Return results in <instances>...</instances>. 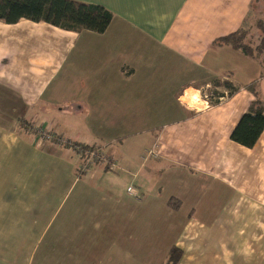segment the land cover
Returning a JSON list of instances; mask_svg holds the SVG:
<instances>
[{
    "label": "crops",
    "instance_id": "crops-1",
    "mask_svg": "<svg viewBox=\"0 0 264 264\" xmlns=\"http://www.w3.org/2000/svg\"><path fill=\"white\" fill-rule=\"evenodd\" d=\"M77 1L113 12L105 32L0 19V264H163L173 245L179 264H264V130L252 147L231 138L254 100L244 86L264 99V61L212 44L264 0ZM217 79L240 90L208 103ZM39 126L102 146L114 169L82 171ZM141 157L156 176L131 182L136 196L124 178Z\"/></svg>",
    "mask_w": 264,
    "mask_h": 264
},
{
    "label": "trees",
    "instance_id": "trees-1",
    "mask_svg": "<svg viewBox=\"0 0 264 264\" xmlns=\"http://www.w3.org/2000/svg\"><path fill=\"white\" fill-rule=\"evenodd\" d=\"M256 1L260 0H254ZM113 17V12L104 5L77 0H0V19L7 23H16L25 18L32 21H45L66 30L86 29L103 33ZM255 25L260 33L257 43H253L250 39V29L242 27L216 38L212 44L214 46L227 45L254 59L264 61L262 56L264 53V19L258 18ZM214 84L221 85L230 95L240 90L239 85L224 79H217ZM244 88L254 94V100L242 114L232 131L231 138L242 145L252 147L264 130V99L258 89L257 80L245 85ZM169 204L176 208L180 203L171 198ZM182 255L183 250L173 245L163 264H179Z\"/></svg>",
    "mask_w": 264,
    "mask_h": 264
},
{
    "label": "rangeland",
    "instance_id": "rangeland-1",
    "mask_svg": "<svg viewBox=\"0 0 264 264\" xmlns=\"http://www.w3.org/2000/svg\"><path fill=\"white\" fill-rule=\"evenodd\" d=\"M259 3V2H258ZM260 5H262V4H260ZM261 12H263V14H264V11L262 10ZM258 18H262V19H264V16L263 17H259V16H255V18H253V17H251V19L249 20V22H248V24H246V25H244V27L243 28H245V29H250V39L252 40V42L253 43H257V40H258V38H259V35H260V33H259V30L257 29V27H256V25H255V22H256V20L258 19ZM263 58H264V53H263ZM212 92L211 93H209V94H211L212 95V97H211V100H213V101H216L217 99H218V97H220L221 95H223V93L222 94H219L222 90H223V88H222V86L221 85H219V86H216L215 84L213 85V87H212ZM193 99H194V101H195V103H197V96H195V93H194V97H193ZM194 101H192V103H190V104H194ZM83 145H86V144H83ZM86 146H93V147H100V148H102L103 149V147L102 146H100V145H86ZM107 153V152H106ZM108 154V153H107ZM142 159H140V161H142L143 163H145V168L140 172V177H139V179H136V178H131V177H126L125 176V178H124V185H125V191H126V189H127V186H129V185H131V184H133L134 185V183H136L138 186H141V188H142V190H147V188L143 185V183H142V181L144 180V182L146 183V184H148V185H151L152 184V179H153V177H155L156 175L155 174H152V176L151 175H149L148 173V161H146V160H144L143 159V157H141ZM112 162L114 161V159L112 158V160H111ZM157 176H158V174H157ZM131 182H134V183H131ZM131 183V184H130ZM136 187V186H135ZM127 192V191H126ZM157 192V189L155 190V192H154V194ZM222 221H223V219H221ZM257 222V223H256ZM232 223V222H231ZM230 223V220H228V221H224V227H226V229H224L225 231H226V233H223V234H221V235H219L218 237H213L218 243H220L219 242V240L222 238L224 241H227L228 239H229V237L232 235V234H234V233H236V232H238L240 229H242L243 227H244V224H245V219L244 218H242V219H237V226L236 225H232ZM253 225H256V227H259V220H257V219H254L253 220ZM240 235H238L237 234V237H239ZM237 239V238H236Z\"/></svg>",
    "mask_w": 264,
    "mask_h": 264
},
{
    "label": "built area",
    "instance_id": "built-area-1",
    "mask_svg": "<svg viewBox=\"0 0 264 264\" xmlns=\"http://www.w3.org/2000/svg\"><path fill=\"white\" fill-rule=\"evenodd\" d=\"M206 101L209 103L208 99L212 96L206 94ZM37 134L40 136V139L43 140H50L54 139L61 143L70 145L81 155L82 157V171L87 170L90 166L95 165L96 163H101L104 165H108V167L113 170L115 167V161H111L112 157L108 155L102 148L100 147H93V146H86L83 144H75L70 139L65 138L64 136L56 135L55 132L46 130L44 127L39 126L37 129ZM155 149L150 150L145 158L149 157L150 155H155ZM127 191L130 194L137 196L136 187L132 184L127 187Z\"/></svg>",
    "mask_w": 264,
    "mask_h": 264
}]
</instances>
